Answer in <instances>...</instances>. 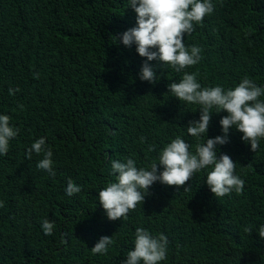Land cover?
Segmentation results:
<instances>
[{"label":"trees","instance_id":"obj_1","mask_svg":"<svg viewBox=\"0 0 264 264\" xmlns=\"http://www.w3.org/2000/svg\"><path fill=\"white\" fill-rule=\"evenodd\" d=\"M213 2L184 37L202 57L185 70L202 85L231 87L245 74L264 83V0ZM134 24L127 0H0V112L19 129L0 156V264H120L136 227L167 237L160 264H264L255 231L264 223V139L253 151L233 128L218 146L245 181L240 193L215 197L201 171L181 186L154 182L127 219L109 220L95 199L113 179L109 157L145 166L156 155L149 144L181 134L196 142L184 126L199 118L198 106L167 89L180 74L158 67L159 80L141 81L145 58L116 40ZM223 115H211L208 137L221 134ZM40 136L53 152L52 178L36 168L42 154L25 158ZM66 178L81 186L72 197L63 194ZM41 219L52 222L50 235ZM102 235H113L112 246L93 254Z\"/></svg>","mask_w":264,"mask_h":264},{"label":"clouds","instance_id":"obj_2","mask_svg":"<svg viewBox=\"0 0 264 264\" xmlns=\"http://www.w3.org/2000/svg\"><path fill=\"white\" fill-rule=\"evenodd\" d=\"M128 7L135 13V24L115 36L116 40L125 47L134 45L136 53L145 58L137 74L141 81L154 83L159 80L158 67L162 72L171 69L180 74L179 79L170 80L167 89L170 96L183 102L184 106H198L195 111L199 110V118L184 126L187 137L196 142L194 145L187 142L188 139L181 134L159 148L149 144L147 151L155 150L156 155L145 166L139 165L131 155L122 159L109 157L108 174L113 179L97 190L95 199L109 220L127 219L129 211L144 200L154 182L181 186L201 171L205 173L203 182L215 197L240 193L245 181L236 174V164L229 155H217L218 146L228 142L229 130L234 128L242 133L240 139L256 151L259 141L264 139V83L257 84L245 74L231 87L202 85L194 71L185 70L197 65L202 57L200 46L186 45L184 37L213 13V0H127ZM152 61L156 63H150ZM17 91L18 88L8 89L9 95ZM221 111L226 113L219 119L221 134L208 137L211 115ZM10 119L8 114L0 112V156L8 152L10 141L19 132ZM33 153L42 154V158L36 161V168L52 178L55 175L53 152L45 137L32 141L25 151V158L30 159ZM188 189V186L184 187V191ZM80 191L79 184L73 183L71 178L65 179V197H72ZM39 227L43 235H50L53 224L41 219ZM245 231L252 229L245 228ZM255 231L264 239V223H260ZM112 243L113 235H102L90 250L93 254L105 255ZM167 250L165 235L136 227L132 247L126 251L120 264H160L166 259Z\"/></svg>","mask_w":264,"mask_h":264}]
</instances>
